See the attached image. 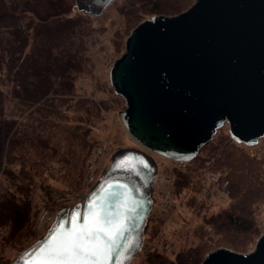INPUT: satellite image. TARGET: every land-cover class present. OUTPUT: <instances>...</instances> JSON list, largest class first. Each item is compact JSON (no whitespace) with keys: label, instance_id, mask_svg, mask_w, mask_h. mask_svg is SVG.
Segmentation results:
<instances>
[{"label":"water","instance_id":"95a60500","mask_svg":"<svg viewBox=\"0 0 264 264\" xmlns=\"http://www.w3.org/2000/svg\"><path fill=\"white\" fill-rule=\"evenodd\" d=\"M75 1L78 12L99 17L118 0ZM109 79L125 101L121 123L137 147L116 151L85 202L61 210L46 236L11 264H32L31 253L73 223L83 225L93 210L123 218L126 231L109 264H132L154 207L155 157L191 163L225 125L237 145L259 144L264 0H196L178 15L144 20L126 39ZM200 264H264V233L249 253L220 248Z\"/></svg>","mask_w":264,"mask_h":264},{"label":"rangeland","instance_id":"374dc122","mask_svg":"<svg viewBox=\"0 0 264 264\" xmlns=\"http://www.w3.org/2000/svg\"><path fill=\"white\" fill-rule=\"evenodd\" d=\"M151 1L152 6L146 0H118L99 17L83 16L88 33L86 62L76 81L75 99L96 103L100 113L90 133L94 142L91 155L84 166L78 167L75 178L58 172L57 164L46 171L43 180L50 187L49 197L45 198L40 188L34 190L30 197L33 208L30 226L13 241L8 237L9 228L0 230V264H11L22 249L43 239L48 225L61 210L84 203L116 151L137 147L121 123L126 104L110 84V68L124 53L126 39L141 22L158 14L177 15L196 0ZM68 3L72 6L71 0ZM73 7L76 10L75 0ZM154 7L161 9L154 12ZM30 111L18 101L6 104L7 116L18 122ZM67 115L74 118L73 109ZM229 138V128L225 125L198 157L185 166L155 157L159 175L155 182L154 207L143 250L132 264H199L207 254L220 248L253 251L256 238L264 232V138L255 147L234 144ZM13 171L17 174L20 167H14ZM212 173L229 180L222 195L210 183ZM185 180L190 183L183 185ZM7 185L6 177L0 175V186ZM231 207L236 209L235 215H243L245 225L251 227L249 232L224 227L220 235L205 224L208 215Z\"/></svg>","mask_w":264,"mask_h":264},{"label":"trees","instance_id":"16d2710c","mask_svg":"<svg viewBox=\"0 0 264 264\" xmlns=\"http://www.w3.org/2000/svg\"><path fill=\"white\" fill-rule=\"evenodd\" d=\"M73 4L74 0L72 6L68 0H0V175L8 181L0 186V230L9 228L12 241L30 226L34 190L40 188L49 197L46 171L57 164L58 172L75 178L93 149L90 133L100 113L96 103L75 99L88 33L84 14ZM9 101L27 106L30 114L22 122L9 118ZM72 109L74 118L67 115ZM235 210L220 209L208 215L205 224L220 235L224 227L249 232L251 227Z\"/></svg>","mask_w":264,"mask_h":264},{"label":"snow or ice","instance_id":"6c2138e0","mask_svg":"<svg viewBox=\"0 0 264 264\" xmlns=\"http://www.w3.org/2000/svg\"><path fill=\"white\" fill-rule=\"evenodd\" d=\"M125 231L123 218L115 220L109 213L93 210L83 225L73 223L70 230L53 235L31 253L32 264H109Z\"/></svg>","mask_w":264,"mask_h":264},{"label":"built area","instance_id":"2783aa9c","mask_svg":"<svg viewBox=\"0 0 264 264\" xmlns=\"http://www.w3.org/2000/svg\"><path fill=\"white\" fill-rule=\"evenodd\" d=\"M165 161H167V162H169V163H171V164H176V165H181V166H185V165L189 164V163H187V162H173V161H169V160H166V159H165ZM158 175H159V172H158L157 176L155 177V179L153 180L154 193H155V182H156V179H157ZM219 176H220V174L216 175V174H213V173H212V174L210 175V180H211L210 183H212V185H214L215 189L218 190L217 192L219 193V195H222V194L225 192V190L228 188V186H229V180L226 179V178H223V177H219ZM98 180H99V179L97 178L95 184L97 183ZM95 184H94V185H95ZM94 185H93V186H94ZM210 186H211V185H209V186L207 187L208 190L211 189ZM153 196H154V194H153ZM213 196H214V195H213ZM85 199H86V198H85ZM219 199H222V198L219 197ZM84 202H85V201H84ZM54 222H55V217H53L51 223L48 225V227H47L46 230H49V229L51 228V226L54 224ZM143 247H144V246H143ZM142 250H143V249H142ZM141 252H142V251H141Z\"/></svg>","mask_w":264,"mask_h":264},{"label":"flooded vegetation","instance_id":"af4514ba","mask_svg":"<svg viewBox=\"0 0 264 264\" xmlns=\"http://www.w3.org/2000/svg\"><path fill=\"white\" fill-rule=\"evenodd\" d=\"M218 202H219V205H222V200L221 199H218ZM221 209V208H220ZM153 218H155V217H153Z\"/></svg>","mask_w":264,"mask_h":264}]
</instances>
